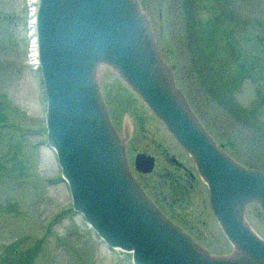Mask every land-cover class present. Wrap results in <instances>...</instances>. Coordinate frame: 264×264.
I'll list each match as a JSON object with an SVG mask.
<instances>
[{
  "label": "water",
  "instance_id": "95a60500",
  "mask_svg": "<svg viewBox=\"0 0 264 264\" xmlns=\"http://www.w3.org/2000/svg\"><path fill=\"white\" fill-rule=\"evenodd\" d=\"M35 32L47 143L101 243L132 264H264V171L205 132L135 1L38 0Z\"/></svg>",
  "mask_w": 264,
  "mask_h": 264
},
{
  "label": "rangeland",
  "instance_id": "374dc122",
  "mask_svg": "<svg viewBox=\"0 0 264 264\" xmlns=\"http://www.w3.org/2000/svg\"><path fill=\"white\" fill-rule=\"evenodd\" d=\"M205 132L264 171V0H134ZM27 0H0V264H132L71 205L47 143Z\"/></svg>",
  "mask_w": 264,
  "mask_h": 264
},
{
  "label": "built area",
  "instance_id": "2783aa9c",
  "mask_svg": "<svg viewBox=\"0 0 264 264\" xmlns=\"http://www.w3.org/2000/svg\"><path fill=\"white\" fill-rule=\"evenodd\" d=\"M28 9L30 14V22H29V49H28V59L29 66L32 70H37L39 68V60H38V47L35 37V15H36V4L37 0H27Z\"/></svg>",
  "mask_w": 264,
  "mask_h": 264
},
{
  "label": "flooded vegetation",
  "instance_id": "af4514ba",
  "mask_svg": "<svg viewBox=\"0 0 264 264\" xmlns=\"http://www.w3.org/2000/svg\"><path fill=\"white\" fill-rule=\"evenodd\" d=\"M149 33V32H148ZM149 35V38L151 37L152 38V35L149 33L148 34ZM155 49H156V45H155ZM156 51H157V49H156ZM158 52V51H157ZM158 55H159V53H158ZM159 57H160V55H159ZM160 60L161 61H163L162 60V58L160 57ZM166 67H167V70H168V73H169V77L171 78L172 77V79H173V81H174V87H175V90H180V89H178L177 87H176V83H175V78H174V74H173V72L170 70V68L166 65ZM171 80V79H170ZM180 93H181V95H182V98H183V100H184V103H185V105L187 104L188 106H189V104H188V102L186 101V99H185V97H184V95L182 94V91L180 90ZM190 108V107H189ZM190 111H191V109H190ZM195 116V115H194ZM215 142V141H214ZM216 143V142H215ZM216 145H217V143H216ZM217 147L218 148H220L221 150H223L222 149V144L220 145V146H218L217 145ZM224 152V151H223ZM225 154H226V156L231 160V161H234L226 152H224ZM236 162V161H235ZM239 165H240V167H243V168H245V169H248V170H255V169H252V168H250V167H246V166H244V165H241L240 163H239Z\"/></svg>",
  "mask_w": 264,
  "mask_h": 264
}]
</instances>
